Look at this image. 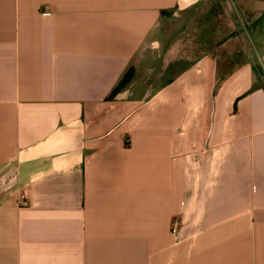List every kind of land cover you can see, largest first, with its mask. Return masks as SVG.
I'll list each match as a JSON object with an SVG mask.
<instances>
[{
	"label": "crops",
	"instance_id": "0c3cea01",
	"mask_svg": "<svg viewBox=\"0 0 264 264\" xmlns=\"http://www.w3.org/2000/svg\"><path fill=\"white\" fill-rule=\"evenodd\" d=\"M213 2L0 0V264H264L252 64L217 54L109 98L166 16Z\"/></svg>",
	"mask_w": 264,
	"mask_h": 264
},
{
	"label": "rangeland",
	"instance_id": "374dc122",
	"mask_svg": "<svg viewBox=\"0 0 264 264\" xmlns=\"http://www.w3.org/2000/svg\"><path fill=\"white\" fill-rule=\"evenodd\" d=\"M213 1L209 18L194 10L179 11L164 18L156 30L155 48L136 60L133 69L136 85L131 88L134 93L139 95L148 87L154 91L193 63L202 59L213 63L217 54L223 59V53H239L241 59L260 65L259 56L264 53V29L248 28L245 21L250 22V18L245 11L258 12L264 8V0H232L234 6L230 5V9L226 7L227 0ZM216 8L218 14L213 12ZM198 31L218 33L219 36H196ZM3 182L0 180V186Z\"/></svg>",
	"mask_w": 264,
	"mask_h": 264
},
{
	"label": "trees",
	"instance_id": "16d2710c",
	"mask_svg": "<svg viewBox=\"0 0 264 264\" xmlns=\"http://www.w3.org/2000/svg\"><path fill=\"white\" fill-rule=\"evenodd\" d=\"M165 14V13H164ZM168 14V13H167ZM163 15V12H162ZM245 20V19H244ZM248 28H256L258 27L259 29H264V9H262L258 15V17L253 20L252 22H247ZM134 70L133 68H130L122 77V79L119 81L117 86L113 89L111 95L109 98H113L117 93L121 92L124 87L131 81L133 77ZM252 73L254 76V82L251 88L248 90L247 93H250L252 91L258 90V89H264V69L261 68V66L257 63L252 64Z\"/></svg>",
	"mask_w": 264,
	"mask_h": 264
},
{
	"label": "built area",
	"instance_id": "2783aa9c",
	"mask_svg": "<svg viewBox=\"0 0 264 264\" xmlns=\"http://www.w3.org/2000/svg\"><path fill=\"white\" fill-rule=\"evenodd\" d=\"M180 226V220L178 218H173L171 222V233L176 234Z\"/></svg>",
	"mask_w": 264,
	"mask_h": 264
}]
</instances>
